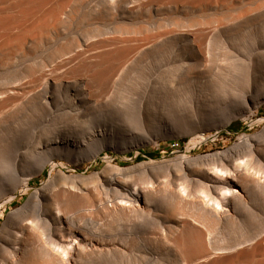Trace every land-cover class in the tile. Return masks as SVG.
<instances>
[{"label": "bare ground", "instance_id": "1", "mask_svg": "<svg viewBox=\"0 0 264 264\" xmlns=\"http://www.w3.org/2000/svg\"><path fill=\"white\" fill-rule=\"evenodd\" d=\"M218 58L228 64L213 73L222 80L202 69L215 68ZM160 62L178 102L213 97L227 74L236 77L264 63V0H0V137L21 151L22 141L12 136L40 127L42 119L99 117L111 97L126 87L136 90L133 85ZM118 85L126 87L117 92ZM119 99L117 105H129L130 97ZM44 145L72 144L67 137ZM32 154L9 157L21 162L23 173L8 162L13 169H6L15 173L0 177L3 206L46 168L48 156L37 155L32 164ZM179 162L193 186L171 181L133 189L111 180L60 191L52 187L54 178L47 180L7 214L0 264H132L130 228L139 219L149 222L151 234L159 233L146 236L136 252L145 264H264V151L256 140L244 135L223 151L182 155Z\"/></svg>", "mask_w": 264, "mask_h": 264}, {"label": "rangeland", "instance_id": "2", "mask_svg": "<svg viewBox=\"0 0 264 264\" xmlns=\"http://www.w3.org/2000/svg\"><path fill=\"white\" fill-rule=\"evenodd\" d=\"M218 59L220 60V58ZM218 59L216 62L220 68L215 66L213 68L215 70L209 67H202V69L210 73L209 78L217 76L214 78L222 80V76L219 77L220 75L213 73H215L214 71L216 69L224 70L228 64H225V60L222 61L223 58L220 61ZM219 62H225L223 66H226L222 68V63L220 64ZM162 63L157 64L160 65L159 67L146 71L145 79H142V81L139 80L141 82L140 84L137 82L138 84L133 85L136 86V90L131 85L129 87L128 83L125 85L129 88L125 85H118L117 92L125 86L128 90H133H129L130 93H135L133 95L131 93V96L128 95V97L124 96L129 92L127 90L124 93L126 88L122 89L121 95H119L120 92H116L121 97V100L130 97L127 100L129 105L121 101L120 105H117L120 97L116 99L118 96L116 95L115 97L114 93L112 95L114 97L110 99L111 104L108 106L109 109L101 115L102 117H94L91 119L92 121H89V118L84 121L85 123L83 120L80 121L83 123L79 121H77L78 123L70 122L69 120H59L60 122L56 121L57 123H54L50 121L45 122L42 119L43 125L40 120V127L38 126L35 129L23 128L18 131L19 134L16 133V136H12L19 143L22 141L20 143L22 145V149L20 148L21 151L13 150L14 148L11 146L12 141L8 137L5 139L11 143L0 137V145L3 143V150L7 147V151L6 149L2 151L0 146V168L4 171L2 172L0 169L1 178L11 177L14 175L13 173H15L14 170L16 169V173L21 176L23 173L21 162L17 160L15 163L13 161L12 164L13 157L18 156L19 153H33L31 159L32 164L37 163L41 155L42 157L44 154L48 156L46 168L34 174L29 181L28 187L23 188L26 191L18 188L11 201L7 202L4 206L0 202V228L10 211L21 207L27 201L31 192L43 186L51 178H54L53 180L51 179L53 181L51 183L52 187L60 191L61 188L62 191H65L69 188H71L69 190H72L73 187V190L80 189L79 191L83 190L82 188L87 189L86 187L93 189L96 186L99 187L101 183H107L111 180L123 184L126 183L128 186L131 185L133 189L141 188L152 183L163 185L167 182L171 183V181L180 183L182 186L187 183L193 186L194 183L185 178V171L183 172L179 166V159L182 155L195 157L197 155L220 152L233 146L244 135H251L256 140L261 152L264 151V63L253 67L248 66L249 68L245 67L246 73L243 70L239 74L237 73V76L239 75L238 77H235L232 73H230V76H232L229 77L227 74L226 80L228 81L234 76L229 82L224 79L223 87L227 82L225 87L228 90L225 87H222L223 90H220L221 88L216 89V92H212L215 97L204 98L205 100H200V102H178V97L168 92L173 90L170 88L172 87L171 85L169 86L168 83H165V73L167 70L165 69V64ZM212 70L213 72H211ZM123 90L125 91L123 92ZM219 91L223 96L220 93L218 94ZM113 105L115 107H112ZM228 116H235V118L229 124L225 125L226 117ZM97 118L100 119L96 120ZM223 121L224 123H222ZM67 137L68 139L70 138V143L72 144L70 148L60 146V150L59 148L55 149L54 147L50 148L44 145L46 139L60 140L63 142ZM6 143L8 144L7 146ZM247 147V145H244L243 150L247 149ZM13 152L15 155L12 154ZM148 153H153L154 155L148 156ZM37 155H40V158ZM159 161L161 163L153 168L134 167L144 162ZM8 162H11L12 165L10 164V166L14 168L12 172ZM4 164L5 170L3 167ZM7 166L10 168L6 169ZM102 171L104 172L97 179L94 174ZM67 187L68 189H65ZM110 193L114 194L113 192ZM140 220L138 222L135 221L132 226L133 228H130V234H132L131 239L134 244L132 246H136L132 248L135 253L132 255L137 258H132L134 260L132 264H136V262L138 264H145L137 257L136 252L140 254L139 250L144 248V244H146L145 239H147L146 236L150 235L155 237L159 235V233L157 234L155 232L150 233L151 231L147 226L149 222L147 220ZM147 230L148 232H146ZM43 237L46 238L47 234H44Z\"/></svg>", "mask_w": 264, "mask_h": 264}, {"label": "trees", "instance_id": "3", "mask_svg": "<svg viewBox=\"0 0 264 264\" xmlns=\"http://www.w3.org/2000/svg\"><path fill=\"white\" fill-rule=\"evenodd\" d=\"M154 154L153 153H148V156H153Z\"/></svg>", "mask_w": 264, "mask_h": 264}]
</instances>
